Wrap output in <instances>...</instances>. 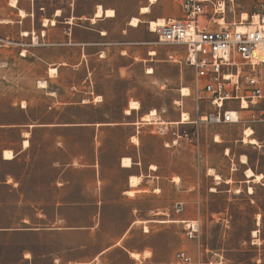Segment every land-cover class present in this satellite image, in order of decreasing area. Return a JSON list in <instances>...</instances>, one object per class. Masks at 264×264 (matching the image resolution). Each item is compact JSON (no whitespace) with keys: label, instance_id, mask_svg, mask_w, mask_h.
<instances>
[{"label":"rangeland","instance_id":"rangeland-1","mask_svg":"<svg viewBox=\"0 0 264 264\" xmlns=\"http://www.w3.org/2000/svg\"><path fill=\"white\" fill-rule=\"evenodd\" d=\"M19 1L30 4V0ZM210 1L223 3L225 22H232L242 13L254 14L261 0ZM146 2L32 3L36 17L49 18L55 8H63L59 20L89 15L97 4L111 6L116 17L108 39L132 42L138 36L127 24ZM205 6L207 9L209 3ZM163 9L165 17L182 14L180 0H158L149 14L139 16L140 31L147 42L140 46L154 51L155 58L166 60L167 66L157 68L154 75L144 74L143 65L138 63L119 76L117 68L128 64L130 58L119 56L114 46L101 54L96 52L105 46H91L87 61L76 65L80 47L30 40L22 45L27 58L4 70L5 79L0 75V124L75 125L0 127V264H176L174 254L179 250L201 264H264V189L257 188L254 202H250L244 187L234 185L230 193L225 192L224 186L217 187L206 175L211 167L228 173L231 162L224 150L229 147L235 159L241 152L250 167L264 174V130L257 126L253 135L259 145L242 143L243 129L237 124L200 125L197 147L182 139L173 143L172 130L193 128L179 124L181 113H187L189 119L196 114L192 97H183L180 92L190 86L192 76V69L182 61L184 47L157 44V34L147 28L148 20L160 16ZM78 24L80 28L87 26L86 22ZM168 55H173V60H168ZM65 59L75 65H62L49 77L48 68L56 67L48 65L49 61ZM42 81L45 88L38 87ZM97 95L100 102H92ZM23 101L25 109L21 108ZM130 101H137L139 109L124 118ZM151 109L156 110L158 120L142 121ZM115 122L123 124L113 125ZM85 123L112 125L80 127ZM25 131L29 132V146L23 149ZM5 149L22 151L14 160L5 161ZM122 156L137 162L147 180L142 183L147 193L133 197L123 193L128 185L127 172L119 166ZM91 163L93 166H86ZM193 183L194 190H188ZM176 202L184 203L182 212L175 213ZM185 220L199 222L196 239L185 238L181 224ZM133 221L137 222L130 227ZM34 228L52 230L17 231ZM137 250L149 252L142 263L130 257L129 252Z\"/></svg>","mask_w":264,"mask_h":264},{"label":"built area","instance_id":"built-area-1","mask_svg":"<svg viewBox=\"0 0 264 264\" xmlns=\"http://www.w3.org/2000/svg\"><path fill=\"white\" fill-rule=\"evenodd\" d=\"M205 3H209L207 9ZM181 12V16L165 19L153 31L157 44L184 47L182 61L192 69L188 96L192 97L196 116L179 124H191L193 128L172 130L173 143L182 139L197 147L200 125L232 124L242 127L243 143L245 129H251L252 135L257 126L264 130V0L247 19L239 17L232 22H225L224 4L220 8L210 0H182ZM168 60H173V55H168ZM196 156L199 159L198 149ZM174 210L179 213L182 202L175 203ZM181 224L186 239L197 238V220ZM174 261L201 264L183 250L175 252Z\"/></svg>","mask_w":264,"mask_h":264},{"label":"crops","instance_id":"crops-1","mask_svg":"<svg viewBox=\"0 0 264 264\" xmlns=\"http://www.w3.org/2000/svg\"><path fill=\"white\" fill-rule=\"evenodd\" d=\"M9 1L11 0H0V69H2V72L0 75L2 79H5L7 76L4 70L6 71L9 68L11 69V67L16 66L19 61H24L27 58V55L22 53V50H23L22 45L24 44V41L26 40L27 41L30 40L31 42H34L33 38H35L36 42H39V41H42L44 43L47 42L48 45L50 46L80 47L81 55H80V58L76 60L77 62L76 65H82L84 62L87 61V58L89 56V53H88L89 47L105 46L104 48L98 49L96 52V54L97 53L101 54V53H105L106 51L110 49L108 46H114L116 47V50L119 56L121 57L127 56L130 58V62L128 64L119 66L117 68L119 76H123L126 72H130L132 67L138 63H141L143 65V68H144L143 72L146 75H154L155 70L157 68L159 67L162 68L163 65L167 66L166 60L164 58L162 57L155 58L154 51L148 52V47H142L143 45H147L146 44L147 42L145 41L146 38L145 37L143 38L142 32L140 31V28H143V26H142V21L139 18V16L149 14L151 12V7L155 5L158 2V0H155L153 3H150L149 0H146L147 1L146 4L141 7L146 6L149 8V11L147 13H140V10H139L141 8L140 7L138 9V13L135 14L136 16L134 15L130 18L131 20L133 17H135L139 21L136 26L130 25V22L127 24L129 30H132V34L138 36V40H135L132 42H128L127 40H124V39H119V40H114V41H111L108 39L109 34H110V28L112 24H114V19L116 17V10L112 8L111 6H103V5L97 4L101 6V12L99 15H96L97 13V8H96L97 5H96L89 15H86V16H72L71 15L70 18L68 17V18H63V20H59L64 10L63 8H55L51 12V15L49 16V18L41 17V16L36 17V15L34 14V6L32 3L33 0H30V4L27 6H25L24 4H21L19 0H15V5H11ZM181 2L182 0H180V5H181ZM57 10H59L60 12L58 15L55 14ZM107 10L113 11V15H106ZM20 11H23L25 15L20 16ZM160 13H161L159 14L160 16H155L154 20L158 18H163L164 20L172 18V17L164 16V13H166L164 9ZM44 19L48 20L47 24L43 23ZM52 20L54 21L53 25L50 23ZM73 20H79V21H77L76 23V22H73ZM150 21H153V20H148L147 23L149 24ZM81 22L82 23L86 22L87 26L84 28H80L79 26L81 25H79L78 23H81ZM147 28L149 31V26ZM121 30L124 31L123 29ZM149 32L151 33V31ZM24 33H27V35H24ZM33 47H35V45ZM48 65L50 66L56 65V67L54 68L58 70V68H60V66L62 65L74 66L75 64L71 60L65 59V61H60V62H55V61L50 60ZM148 69H151L150 73L148 72ZM47 74H48V71H47ZM15 76H16L15 86L17 88L19 76L17 73ZM160 78L163 79L162 72L160 74ZM164 78L166 79L165 81L168 80L167 74L166 76H164ZM39 83L40 82H38V84ZM97 96L100 97L99 95ZM181 96L183 95L181 94ZM183 97H186V96H183ZM88 102H91V101L89 100ZM92 102H100V100L95 101L93 98ZM23 103L25 102L23 101ZM21 108L25 109L26 105L24 107H22L21 105ZM137 110L131 109L128 114H125L123 112L124 118L131 116L132 112L137 111ZM142 117H141V120H142ZM147 122H150V121H147ZM179 123H180V120H179ZM120 124H123V123L115 122L113 125H120ZM95 125L109 126L112 124L85 123L80 127L88 128V127H93ZM22 126L30 127V129H32V128H68V127H74L75 125L58 124V123H55V124L54 123L26 124L24 122L11 123V124H0V127L17 128V129L21 128ZM28 134H29L28 131L24 132V140L25 139L27 140ZM132 137H135V136H132ZM28 146H29V141H28ZM27 147L25 148L23 147V149H26ZM6 150H11L14 157L10 160L3 159L5 161L14 160L19 155V153L22 151L21 149L19 150L6 149ZM226 150H230V151L226 153ZM230 153H232L230 147L224 150V155L228 156L231 162L230 167H228V173L226 175L219 172L215 167H211L209 169H212L213 173L219 176L218 180L214 179L213 174L206 173V175L209 176L213 180V184H215L217 187L224 186L225 192L230 193L234 185L244 187L245 188L244 192L248 198V201L254 202V198L252 196L255 194V190L257 188L264 189V174L260 170H255L254 168L250 167L247 162L244 164L241 163L240 157L241 155H243L241 152L237 154L236 159L234 158V154L232 155ZM97 155L98 154L96 153V157ZM123 157L130 159L131 165L129 167L121 166V159ZM237 161H239V163H237ZM201 162H202L201 157H199V159L197 158L198 165H200ZM93 164L94 163L87 164L86 166L88 167L93 166ZM119 166L127 172V185H128L127 190L135 191L133 196H135L136 194L147 193L146 190H142L143 187L144 188L146 187V185H142V183H146L147 180H145V176L141 174L142 172L140 171V168L138 169L137 167L138 166L137 162L134 161V159L131 156H122L119 159ZM241 166L243 167L241 168ZM246 168H250L253 171L254 176L257 174H262L263 178L257 181L256 179H254V176L246 177L245 176ZM150 170L148 172H150ZM131 176L138 177V178L140 177V182L138 183V185L133 186V187L129 186V178ZM181 183H182V180H181ZM248 187L252 188V193H248L247 191ZM194 188H195V184L193 183L192 187L189 188L188 190H194ZM127 190H125L124 192H126ZM183 210H184V203L182 202V210L180 212H182ZM188 216L189 214H187L186 217ZM136 222L137 221H133L130 227L133 226V224ZM46 230L49 231L52 229L34 228V229L17 230V231L18 232H25V231L41 232V231H46ZM3 232H6V231H3ZM109 248H106L100 251L99 256L104 254L105 251H107ZM144 252H145L144 250H137L136 253L139 254V257L138 259H134V260H138L140 263H142V261L146 259V257L144 256ZM130 253L131 252H129V254Z\"/></svg>","mask_w":264,"mask_h":264},{"label":"bare ground","instance_id":"bare-ground-1","mask_svg":"<svg viewBox=\"0 0 264 264\" xmlns=\"http://www.w3.org/2000/svg\"><path fill=\"white\" fill-rule=\"evenodd\" d=\"M154 1L155 0H149L150 3H153ZM9 2H10L11 5H15V0H11ZM222 6L223 5L220 4V8H222ZM96 8H97L96 15H99L100 12H101V6L100 5H97ZM139 10H140V13H147L149 11V8L145 6V7H141ZM59 13H60L59 10H57L55 14L58 15ZM24 15H25L24 12L23 11H20V16H24ZM106 15H113V11L107 10L106 11ZM248 17L249 16L246 13H242L241 14V19L242 20H245ZM47 22H48L47 19H44L43 20V23L44 24H47ZM138 22H139L138 19L135 18V17H133L130 20V25L136 26L138 24ZM163 22H164V19L163 18H158L156 20L150 21L149 22V31H151V32L155 31L156 27L162 25ZM50 23L53 25L54 24V21L52 20ZM24 35H27V33H24ZM33 41L35 42V38H33ZM55 72H56V69L54 67H50L48 69L49 76H52L53 74H55ZM148 72L150 73L151 72V69H148ZM38 87H40V88L46 87L45 82L44 81L40 82L38 84ZM180 91H181V94L183 96H188V94L190 92V90L187 87H182ZM99 98L100 97L97 96L94 100L95 101H98V100H100ZM24 106H25V103H22V107H24ZM131 109L132 110L139 109V103L137 101H130L129 104H128V108L125 110L124 113L125 114H128ZM180 119H181L180 120V123H185V121L189 119L188 118V114L185 113V112L181 113V118ZM142 120H144V121H152V120L154 121V120H158V116H157L156 110L155 109H151L148 113H146L145 115H143ZM252 134H253V132H252L251 129H249V128L248 129H245L244 136H243V143L244 144H249V145H259L258 140ZM132 139H133L134 143H137V139L135 137H132ZM215 141L217 142L219 140L218 139H215ZM22 145H23L24 148L27 147L28 146V141L27 140H24L23 143H22ZM227 152H228V150H226V153ZM2 157H3V159L10 160V159H12L14 157V155H13V153H12L11 150H6L5 149V150H3ZM240 162L243 163V164L246 163L247 162V158L244 155H241ZM130 165H131V161H130L129 158H124L123 157L121 159V166H123V167H129ZM151 168L152 169H155V167H152V166H151ZM207 173L208 174H213V177H214L215 180H218L219 179V176L217 174H214L212 169H208L207 170ZM245 176L246 177H252V176H254V173H253V171L250 168H246L245 169ZM262 178H263V175L262 174H257V175L254 176V179H256L257 181L261 180ZM139 182H140V177L138 178V177L131 176L129 178V186H132V187L133 186H136V185H138ZM212 190H214V189H212ZM247 191H248V193H252V188L251 187H248ZM235 192H239V190L237 189V190H235ZM124 193L126 195H128V196H133L134 193H135V191H133V190H127ZM144 230L146 231L147 228L145 227ZM255 233L256 232L253 231L252 232V235L254 236ZM255 242L258 243V240H255ZM144 256H149V252H144ZM25 257H27V255ZM130 257H132L133 259H138L139 254L136 253V252H131L130 253Z\"/></svg>","mask_w":264,"mask_h":264}]
</instances>
